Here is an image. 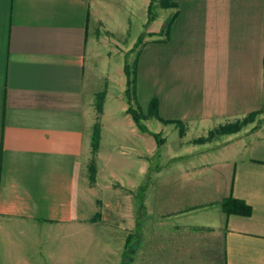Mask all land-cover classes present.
Instances as JSON below:
<instances>
[{"label": "crops", "instance_id": "1", "mask_svg": "<svg viewBox=\"0 0 264 264\" xmlns=\"http://www.w3.org/2000/svg\"><path fill=\"white\" fill-rule=\"evenodd\" d=\"M263 109L264 0H0V264H120L148 223L205 261L264 264V124L187 142ZM147 119L190 128L153 169ZM93 144L129 155L94 165ZM97 160L122 167L139 212L123 248L104 240L102 253L84 222Z\"/></svg>", "mask_w": 264, "mask_h": 264}, {"label": "rangeland", "instance_id": "2", "mask_svg": "<svg viewBox=\"0 0 264 264\" xmlns=\"http://www.w3.org/2000/svg\"><path fill=\"white\" fill-rule=\"evenodd\" d=\"M129 64L131 65V63ZM144 112L145 114H148L147 109H145ZM141 113H143V111H141ZM139 121H141V119ZM147 122V131L150 135L154 136L147 137L146 150L147 157L152 164L150 167L153 169L154 162H163L171 159V156L176 153L175 148L177 142L179 141V137L180 140H182L187 135V132L190 130V128L187 127V124H180L178 125L179 129L175 132L171 131L170 129H164L160 132L158 131V128L156 129L155 119H151L149 121L147 119ZM263 124L264 109L260 113L250 116L237 119H226L225 121L212 123L210 124L208 132H197L198 134L190 135L192 140L190 138L187 142L192 141V144L204 142L223 143L228 137H231L230 140L232 141L233 139L235 140V138L245 136L247 133L258 129ZM177 131L178 133H176ZM154 138L156 139L157 143H159V147L156 146ZM97 149V146L93 144V152L90 157L91 162H94V165L96 162L95 158L102 159L103 154L107 163L111 161L120 162L123 160L124 156L129 155L128 150H126L125 153L115 150V153L108 152V155L106 156V152H98ZM133 154H138V152L135 151ZM132 158H134L133 155ZM97 162L99 164L98 160ZM103 163H100L99 166L97 165V172L100 171V176L96 177L95 173L88 174H91L92 178H88L86 186H88V190L92 192L91 195L95 197L93 200H91V203L96 206L97 210L94 213L88 214L86 217H84V219H86L84 221L87 224L86 226H92L93 233H95L97 238H99L101 241V245L99 247V251L101 253L104 252V250H107V248L104 247V240L108 241L107 247L109 248H111V244L113 246L116 245V248H123L128 234H130L132 231H138H134V225L136 223L137 227V216L139 213L137 212L136 199L132 198L130 206L124 204V202L127 200V189H124L121 184L123 170L122 167H108L102 165ZM92 172H94V170H92ZM112 173L113 179L111 180L110 178ZM107 177L109 179H106ZM153 183L154 181L152 184ZM146 195L148 197V201H154V188L150 187L149 190L146 191ZM94 201H96V204ZM150 207H152L151 203ZM128 216L130 218H128ZM89 219H91V221H89ZM153 225L154 224L150 223L146 225V238L143 240V244H141V246H139V233H137L136 236L133 234V237L136 239H133L131 246L132 248H137L132 253L129 252L130 255L128 254V257L130 256V262L127 264H221V262L218 260L205 261L203 259L204 256L201 247H171L168 241L169 238L165 240L163 239L164 235L160 237L159 233L157 234L158 237L157 235H154ZM164 233L167 232L164 231ZM206 258L209 259V257Z\"/></svg>", "mask_w": 264, "mask_h": 264}, {"label": "trees", "instance_id": "3", "mask_svg": "<svg viewBox=\"0 0 264 264\" xmlns=\"http://www.w3.org/2000/svg\"><path fill=\"white\" fill-rule=\"evenodd\" d=\"M162 4L167 7L170 6L172 4V0H162ZM142 41V40H141ZM130 92V89L128 91V93ZM129 111L133 114L134 118L136 119V121L139 123L140 119L142 118L141 114H139L136 110H134L133 108H129ZM238 204L239 202L235 201H231V200H224L222 202V206L226 211H231V210H235L236 208H238ZM132 237L129 236L126 240V246H125V250H124V254H123V258L122 261L120 262V264H127L128 262H130V256L128 257V254L130 255V253H132L134 250H136V248H132ZM132 248V249H131ZM130 252V253H129Z\"/></svg>", "mask_w": 264, "mask_h": 264}]
</instances>
